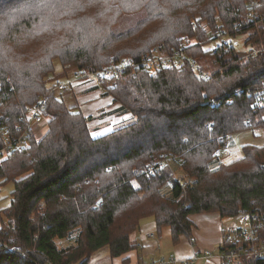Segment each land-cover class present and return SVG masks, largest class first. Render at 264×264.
<instances>
[{"label":"trees","instance_id":"16d2710c","mask_svg":"<svg viewBox=\"0 0 264 264\" xmlns=\"http://www.w3.org/2000/svg\"><path fill=\"white\" fill-rule=\"evenodd\" d=\"M262 13L264 0H0V125L20 134L41 100L51 116L41 136L0 161L1 185H14L0 210V264H88L104 247L120 257L137 250L133 234L147 217L156 236L169 228L176 244L193 240L192 214L224 217L262 204L264 145H244L232 163L214 152L228 135L264 126L254 95L264 84V50L205 47L222 36H213L220 25L246 34L243 45L263 47L264 24L249 20ZM156 48L186 59L179 67H129L114 86L103 83L134 119L93 137L77 101H65L75 96L70 80ZM56 60L73 71L62 76L68 84L54 78ZM199 62L217 70L204 76ZM161 154L180 162L161 167Z\"/></svg>","mask_w":264,"mask_h":264},{"label":"built area","instance_id":"2783aa9c","mask_svg":"<svg viewBox=\"0 0 264 264\" xmlns=\"http://www.w3.org/2000/svg\"><path fill=\"white\" fill-rule=\"evenodd\" d=\"M250 21L257 20L264 24V13L259 16H249ZM239 30V26L237 27ZM218 34L221 36L216 40L217 44L212 50L216 51L217 48L222 44L234 48L244 49L247 55L256 54L260 50H264V46L260 49H256L253 45H243V41L240 40V35H232L228 32L222 31V25L219 26L216 33L213 32V36ZM187 40V36L183 37ZM246 46V47H243ZM183 59H186L184 52L177 50L170 54H163L158 48H156L152 54L146 55L139 61L134 58L128 57L120 60L117 63L111 64L110 66L90 72L89 75L96 77V80L100 84L109 81L114 86V79L119 73L124 72L127 68H143L147 70H155L161 66H182ZM192 65L197 67L195 61H191ZM199 67H197L198 69ZM85 71L79 73V78L85 75ZM204 76L211 77L212 74L209 72L202 71ZM64 83L58 85L59 89L64 87ZM2 85L0 84V105L3 103ZM257 102L261 106H264V84L255 92ZM45 100H41L38 104L29 108V113L26 118L25 127L22 132L18 135L16 133H10L9 127L2 124L0 125V139L4 143V147L0 150V161L4 159L14 149H23L27 146L29 139L33 133H37L39 128L46 127L51 119V116L45 110ZM250 124V123H249ZM41 130V129H40ZM253 130H260L264 133V126L255 128ZM229 137L221 139L222 146L218 147L214 156L220 157L223 154L224 148L229 145ZM179 157L174 154H161L158 164L161 167L172 168L174 162H180ZM151 175L154 174L153 167H149L148 170ZM178 179V177H176ZM223 226V239L219 249L214 253L211 250H205L204 255L207 257H217L221 264H235L241 259H255L264 260V201L260 205L253 207L241 208L236 214L231 216H225L222 220ZM174 258H153L148 262H139L136 264H174Z\"/></svg>","mask_w":264,"mask_h":264},{"label":"crops","instance_id":"0c3cea01","mask_svg":"<svg viewBox=\"0 0 264 264\" xmlns=\"http://www.w3.org/2000/svg\"><path fill=\"white\" fill-rule=\"evenodd\" d=\"M81 85L82 84H76L75 86L70 85V88L76 99H83V101L80 100L82 104L81 110L84 115L90 118V120L98 113L97 109L101 108L100 106L104 104L113 105L114 108L109 110L110 112L108 111L109 114L112 113L110 115H130L127 119H122L118 122L116 126H113L112 128L110 127L111 129L106 128V130L100 125L102 124L101 122L93 124L92 121L94 120H92L89 122V125L93 137H100L109 133L116 127L124 125L134 119L133 115L120 108L119 104L114 105L115 103L112 101L111 97L106 95L103 91L101 93L96 92L97 94L95 93L91 96H85L90 91L97 90L99 88L98 86L90 90H83L82 88L80 89ZM102 114L106 113L103 112ZM41 128L42 127L39 128L38 132H40ZM190 219L194 223L193 240L183 236L178 243L174 244L170 233V245L166 250L162 247V236L158 237L155 235L156 222L154 217H147L143 219L140 223L139 231L136 234L138 244L137 250L129 252V254L124 256L112 258L114 259L112 264L115 263V261L116 264H125V258H128V261H132L131 263L137 262V260L140 259L143 262H148L153 258H174V264H221L217 257L205 256L204 251L211 250L215 253L219 249L223 239V216H221L218 212H207L192 214ZM1 225L2 222L0 215V228Z\"/></svg>","mask_w":264,"mask_h":264},{"label":"rangeland","instance_id":"374dc122","mask_svg":"<svg viewBox=\"0 0 264 264\" xmlns=\"http://www.w3.org/2000/svg\"><path fill=\"white\" fill-rule=\"evenodd\" d=\"M53 34L54 35H52V37H54V39L57 40L59 34L58 33H53ZM247 34H249V32ZM239 38L241 41H243L246 38V34L240 35ZM263 42H264V39H263ZM216 44H217L216 41H210L205 47L208 49H213V47L215 48ZM243 47H246V46H243ZM255 47H256V49H260V48H262V45L261 46L255 45ZM209 60L212 62L211 58H209ZM199 64L202 65V68H203L202 71L209 72L211 74L213 71L217 70V67H218V66H214L211 64L210 65H205V64L203 65L202 62H199ZM81 71H85L86 73L83 77L79 78V73ZM89 73H90V71H87L85 69L80 70L79 72H77L76 78L70 80V84L74 85V86L76 84H82L80 89L82 88L83 90H90V89H93L94 87H97V86L99 87L97 90L90 91L85 96H91V95L95 94L96 92L97 93H101L102 91L105 92V86L103 84H100L99 81L96 80V77H92L91 75H89ZM62 76H68V78H73V71L69 70V72L67 73L66 71H64L62 69L59 61L56 60L55 61L54 78L59 79ZM68 78L62 77L60 79H62V82H65L66 84H68V82H66L67 80H69ZM98 84H100L102 86H100ZM111 85H112V83H111ZM109 96L111 97L112 101L115 103L114 105H117V104L120 105V103L115 102L113 96H111V95H109ZM80 100L81 99H78V98L76 99V97H74L73 95H71V97L69 95H66V97H65V101L67 102L68 105L76 104V101H77V103L79 105L78 107L81 110L82 104H81ZM81 101H83V99ZM100 107L101 108L97 109L98 113L96 115L94 114L95 115L94 118L89 120V122H91L92 120H94V121H92L93 124H97V123L101 122L102 124H100V125L103 126V129H105V130H106V128L109 129L110 127L112 128L113 126H116L118 124V122H120L122 119L125 120L128 117H130V115H126V116L125 115L119 116L118 114L117 115H110L112 113L109 114V112H110L109 110H112V108H114L113 105L104 104ZM103 112H105L106 114H102ZM82 113H83V111H82ZM129 113H131V112H129ZM43 126L44 125L42 124V128H41L40 132L36 133L38 137L41 136L45 132V130L48 128L47 126L46 127H43ZM88 126L90 128L89 123H88ZM90 130H91V128H90ZM227 137H229L228 138L229 145L224 148L223 154L221 156V160L224 163H226V161H228V160H232V161L237 160L236 159L237 156L242 157L243 146L246 144L264 145V133L260 130H253L252 129V130H248V131H241V132H237L234 134H230V136L228 135ZM13 188H14L13 182H9V183L4 184V185H1V183H0V209H3L9 205L10 199H11V192H12ZM165 190L168 191V187L165 188ZM136 234H137V232L133 234L134 239H136V237H137ZM161 240H162V247H163V249L166 250L169 247L170 240H171L169 228H166L163 230ZM165 250H164V252H165ZM112 262H114V259H112V257L110 256V252H109L108 247H104V248L98 250L91 257L88 264H112ZM136 263H139V262H134L131 264H136ZM113 264H116V261Z\"/></svg>","mask_w":264,"mask_h":264},{"label":"snow or ice","instance_id":"6c2138e0","mask_svg":"<svg viewBox=\"0 0 264 264\" xmlns=\"http://www.w3.org/2000/svg\"><path fill=\"white\" fill-rule=\"evenodd\" d=\"M236 159H242V157L237 156ZM226 163H232V160H228V161H226Z\"/></svg>","mask_w":264,"mask_h":264},{"label":"clouds","instance_id":"9594fccd","mask_svg":"<svg viewBox=\"0 0 264 264\" xmlns=\"http://www.w3.org/2000/svg\"><path fill=\"white\" fill-rule=\"evenodd\" d=\"M66 14H70V13H66ZM87 39H88V35H85V37H84V41L86 42Z\"/></svg>","mask_w":264,"mask_h":264}]
</instances>
